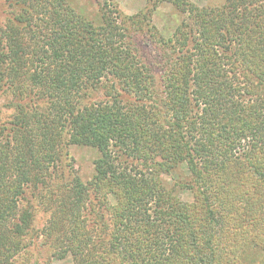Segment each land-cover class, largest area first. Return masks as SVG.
I'll use <instances>...</instances> for the list:
<instances>
[{"label": "trees", "instance_id": "16d2710c", "mask_svg": "<svg viewBox=\"0 0 264 264\" xmlns=\"http://www.w3.org/2000/svg\"><path fill=\"white\" fill-rule=\"evenodd\" d=\"M186 6L193 26L182 22L168 39L153 37L147 6L123 18L125 43L114 41L122 39L116 25L105 20L93 27L66 0H0V9L14 13L0 28V95L13 109L7 116L0 112V264H18L43 230L49 239L59 214L65 213V224L81 211L87 192L76 179L53 204L38 200L67 143L99 152L93 181L117 199L106 207L113 214L110 246L127 227L128 248L120 249L131 250L129 236L141 222L154 220L159 236L153 245L165 243L156 264L200 262L190 253L211 242L205 224L215 222L212 203L202 205L203 216L194 205H182L160 174L186 163L200 192L213 182L231 187L237 181L227 177L225 159L258 133L261 113H253L264 107L258 94L264 91V0ZM241 92L256 111L235 99ZM175 183L190 186L187 180ZM229 198L231 192L220 201ZM150 201L154 208L147 207ZM39 209L50 212L47 225L26 242ZM76 235L72 230L64 241L43 244L56 249V259L80 257L84 244ZM146 247L154 253L155 246Z\"/></svg>", "mask_w": 264, "mask_h": 264}, {"label": "rangeland", "instance_id": "374dc122", "mask_svg": "<svg viewBox=\"0 0 264 264\" xmlns=\"http://www.w3.org/2000/svg\"><path fill=\"white\" fill-rule=\"evenodd\" d=\"M175 1L66 0V3L70 10L77 12L88 20L93 27L102 26L105 20L116 25L119 28L118 34L122 36V39L114 38V41L127 43L128 33L122 30L125 25L123 18L135 15L145 6L150 8V14L146 22L153 37L168 39L174 36L177 26H180L182 22H186L188 28L193 26L194 19H191V14L186 9L187 3L198 8H205L220 6L224 2V0H179L184 7L183 9L177 7ZM11 12L9 8L0 9V28L5 25L9 15L14 17V13ZM36 23L38 26L43 25L39 19H36ZM258 94L264 99V91L258 90ZM235 99H239L241 105H244L248 111L253 109V106H251L252 100L245 93L241 92L240 95H236ZM4 103H6L5 98L0 95V106ZM263 105L264 100L260 101V106ZM6 107L3 105L0 109L4 116H7L13 110ZM263 110L264 107L260 112L255 110L256 112L253 115L263 114ZM261 114L258 133L253 134V137L250 135L246 139H242L234 147V151L228 152V155L232 157L228 156L225 159V163H229L226 165L227 177L238 181L232 184L231 187L213 182L209 186L211 188H203L200 192L197 188L192 187L196 186V180L191 178L192 175L186 163H182L172 174H160L162 175L161 178L166 179L168 189H174L173 193L179 198L182 205H194L197 208L195 212L197 210L203 216L206 208L205 206L203 208L202 205L206 200L212 203L211 210L216 214L215 222L208 224L207 221L205 224L202 218L203 228L205 224V230L213 234L211 242L207 248L200 249V252L197 251L196 255L190 253L192 258L197 257L199 259L198 264H264V119ZM98 156L99 152L95 148L86 145L67 143L62 148L60 161L52 169L51 177L46 176L48 180L47 188H41V191L45 190V194L42 193L41 198H38V200L43 202L46 198L45 203L48 204L49 201L51 204L50 200L52 199L53 204L61 196L60 194L67 191L68 188L74 187L75 182L79 181L84 191L87 192L83 201L84 209L82 207L81 211L72 215L65 224L60 222L65 218V213L59 214L60 220H57L52 226L53 234L49 235V239L45 240L43 230V237L41 235L38 238L37 247L31 244L27 249L28 252H25V256L17 258L19 260V262L17 261L18 264H137L138 260H142L146 264H156L158 259L163 258L162 251L165 243L163 247L153 245L154 237L159 236L156 235V230L159 228H156L157 225H153L156 222L154 220L141 222L134 231V235L129 236L133 243V246L129 248L131 250L122 251L120 249L128 248L127 227L118 234L120 238H117V248L114 241L112 246H110V243L108 244L109 230L107 228H110L113 214L106 207L115 206L117 199L110 191L102 189L106 187H102V185L98 187L93 181L94 161ZM228 159L231 160L228 161ZM125 164L128 166V161ZM132 165L140 167L138 164ZM176 180H183L184 182L187 180L190 186L182 187L180 184L175 183ZM229 192H231L233 199H226L225 202L220 201L223 196H228ZM125 198L127 204L126 195ZM153 203V201L148 202L147 207L154 208ZM76 204L77 202H74V205ZM51 212L53 214L54 210L52 209ZM49 216L50 212H44L43 209H39L35 213L31 230L24 236L26 242H28L30 234L41 232L43 226L47 225ZM72 230L77 232L74 240L79 239L84 244V248L80 251L82 256L73 257L70 254L66 259L54 258L52 252L56 249L48 247V243L43 244L44 241L50 244L59 239L64 241L71 235ZM79 231L80 235L78 236ZM197 239L200 242L198 236ZM85 240H88V243ZM105 243L106 245H104ZM91 244L95 246H91ZM147 244L155 246L153 254L146 247ZM87 245H89V252L85 253L88 250V248H85ZM61 248H63V244L60 242L57 249ZM140 255L144 259H140ZM199 255L202 256L203 260Z\"/></svg>", "mask_w": 264, "mask_h": 264}]
</instances>
